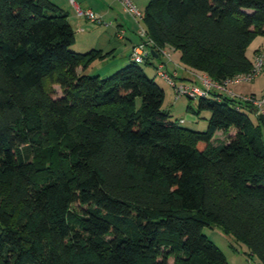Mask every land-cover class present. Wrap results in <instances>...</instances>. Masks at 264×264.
I'll return each instance as SVG.
<instances>
[{
    "label": "trees",
    "instance_id": "trees-1",
    "mask_svg": "<svg viewBox=\"0 0 264 264\" xmlns=\"http://www.w3.org/2000/svg\"><path fill=\"white\" fill-rule=\"evenodd\" d=\"M144 24L185 68L224 82L253 69L264 0H150ZM75 43L52 0H0V264H230L206 226L264 264L254 105L188 97L211 117L206 131L182 127L141 66L158 71L159 51L103 77L89 68L108 54Z\"/></svg>",
    "mask_w": 264,
    "mask_h": 264
},
{
    "label": "crops",
    "instance_id": "crops-1",
    "mask_svg": "<svg viewBox=\"0 0 264 264\" xmlns=\"http://www.w3.org/2000/svg\"><path fill=\"white\" fill-rule=\"evenodd\" d=\"M52 1L68 14V20L76 32V43L74 45L76 51L86 53L96 50L104 55L108 54L107 57L96 60L89 68V71L106 77L131 62L133 48L142 42V38H139L133 32L134 27L128 24L130 21L134 24L135 22L132 16L126 12L121 0ZM79 10H92L111 24L109 26L95 24L89 21L86 16H81L78 12ZM121 31H125L123 38L119 36ZM263 44L264 37H257L249 49L254 52L258 49L261 50ZM157 59L160 58L157 57ZM174 60L175 62L170 65L169 63L167 64V66H171L170 69L166 66L170 72L176 68V65L183 66L178 52L175 53ZM260 77L264 78V72ZM181 79L184 80L183 83L197 85V82L185 72L181 74Z\"/></svg>",
    "mask_w": 264,
    "mask_h": 264
},
{
    "label": "rangeland",
    "instance_id": "rangeland-1",
    "mask_svg": "<svg viewBox=\"0 0 264 264\" xmlns=\"http://www.w3.org/2000/svg\"><path fill=\"white\" fill-rule=\"evenodd\" d=\"M134 4L143 12L146 13L147 6L150 0H132ZM133 18V17H132ZM135 24L130 21L128 24L134 27V33L138 35L141 25L133 18ZM264 51V44L261 48ZM248 56L251 58L253 63H255V52L252 49L248 50ZM160 59H156V65L160 63ZM154 62V63H155ZM173 63L170 62L169 65ZM181 64V63H180ZM157 65V66H158ZM167 66L168 69L171 66ZM147 74L156 80V82L163 87L166 92V98L164 102L163 109L171 115V119L174 122L183 121L180 125L182 127L194 130V131H206L209 125V119L211 117V113L207 110L199 111V99L190 100L188 97H182L181 99H176V89L172 86L165 78L161 77L158 74L157 69L154 66L142 64L141 65ZM181 66V65H180ZM166 67V70L170 72ZM185 72L188 76L190 75L192 78H195L194 72L188 68L182 66L181 69L178 70L179 78H177L178 83H183L184 80L181 79V74ZM264 72V71H263ZM262 72V73H263ZM172 73V72H170ZM261 73V74H262ZM259 77L254 81H239L234 82L229 85V88L233 90V92L237 96H247V95H264V78ZM197 85H200L199 80H196ZM191 106V107H190ZM251 118L256 122L257 117L255 113L248 112ZM262 131L264 134V123L262 124ZM234 130H231V132ZM227 133H223L222 131L217 135V140H226ZM1 227V224H0ZM203 232L209 236V238L216 243V245L225 253L228 260L231 264H263L262 260L258 255L251 254L248 249L242 243L232 241L220 227H204Z\"/></svg>",
    "mask_w": 264,
    "mask_h": 264
},
{
    "label": "built area",
    "instance_id": "built-area-1",
    "mask_svg": "<svg viewBox=\"0 0 264 264\" xmlns=\"http://www.w3.org/2000/svg\"><path fill=\"white\" fill-rule=\"evenodd\" d=\"M122 4L127 13H129L140 25L144 24L145 13H143L132 0H121ZM81 16H86L89 21L109 26L111 23L106 22L101 16L93 12L92 10H79L78 11ZM140 37L142 38V42L135 45L132 51L131 60L137 63H143L147 58L151 57L152 51H159L160 54V63L157 66L158 74L165 78L172 86L176 89V99H180L182 97H191L197 98L200 95H207L209 91H218L221 93L228 94L235 98H239L243 101L250 102L254 105L256 109L257 117H264V95L262 96H237L233 90L229 88V85L234 82L239 81H254L259 75L264 71V51L258 52L255 55V63L252 71L248 73H243L235 76L232 79H228L224 82H217L213 80L208 74L194 72L196 79L199 80L200 85H191L187 83H178L179 73L178 70L182 68L180 65H176V68L172 71V73L166 70V66L170 62H174L173 55L174 49L167 45L164 47H157L154 40L149 36L147 27L142 26L138 32ZM125 35V31H121L119 36L123 38ZM193 73V72H192Z\"/></svg>",
    "mask_w": 264,
    "mask_h": 264
},
{
    "label": "water",
    "instance_id": "water-1",
    "mask_svg": "<svg viewBox=\"0 0 264 264\" xmlns=\"http://www.w3.org/2000/svg\"><path fill=\"white\" fill-rule=\"evenodd\" d=\"M152 54H155V51H152ZM158 57V55H156V58ZM261 119L264 121V117H261Z\"/></svg>",
    "mask_w": 264,
    "mask_h": 264
}]
</instances>
